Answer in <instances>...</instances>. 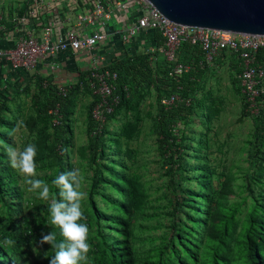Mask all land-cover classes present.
I'll use <instances>...</instances> for the list:
<instances>
[{
  "label": "rangeland",
  "instance_id": "374dc122",
  "mask_svg": "<svg viewBox=\"0 0 264 264\" xmlns=\"http://www.w3.org/2000/svg\"><path fill=\"white\" fill-rule=\"evenodd\" d=\"M116 24L110 22V39L94 55L141 54L155 36L143 30L123 44L112 35ZM60 57L59 81L67 79L59 78L62 71L77 76L88 67L83 56ZM2 71L0 92L11 96L0 100V262L49 264L51 245L39 241L58 231L48 225V202L29 192L9 166L4 146L15 142L21 149L36 144L37 178L57 198L55 176L82 169L89 264H253L251 246L255 264H264V98L248 104L234 58L222 56L206 69L189 116L171 122L168 144L160 132V96L174 95L179 104L183 97L165 86L161 69L148 82L128 80V96L99 139L91 138L93 98L86 90L69 96L65 114L58 115L62 130H56L48 109L52 99L40 77L22 74L27 82L19 84L2 79L21 74ZM68 82L74 83H62ZM21 119L26 128L10 135ZM9 239L16 244L7 245Z\"/></svg>",
  "mask_w": 264,
  "mask_h": 264
},
{
  "label": "built area",
  "instance_id": "2783aa9c",
  "mask_svg": "<svg viewBox=\"0 0 264 264\" xmlns=\"http://www.w3.org/2000/svg\"><path fill=\"white\" fill-rule=\"evenodd\" d=\"M46 11L52 12L51 17ZM44 14L49 19L41 21ZM114 19L117 24L112 35H119L123 44L142 34L143 30L155 33L154 43L143 46L141 54H146L155 67H170L168 76L176 82L194 69L206 70L227 54L237 61L240 88L248 104L264 98V69L258 62L259 52L264 50V36L179 25L167 19L147 0H24L0 4V73L6 69L21 74L2 81H22L29 74L31 79L41 77L44 89L54 87L63 97L77 88L86 90L95 100L91 136H101L107 129L109 116L116 112L122 101L118 93L119 72L111 69L114 58L120 54L108 51L106 55H94L93 52L104 50L110 39L107 29ZM11 34L17 35L15 41L2 45V39ZM110 48L115 46L112 44ZM195 48L202 54L200 59L195 57ZM64 53L88 60V67L83 71L79 69L74 83H57L53 79L55 64ZM48 58L47 74H40L39 63ZM81 73L85 74L83 79H80ZM161 103L167 110L179 105L174 95L163 97ZM190 103L189 99H182V104L190 106ZM59 109L58 105L50 111L55 127L61 124Z\"/></svg>",
  "mask_w": 264,
  "mask_h": 264
},
{
  "label": "clouds",
  "instance_id": "9594fccd",
  "mask_svg": "<svg viewBox=\"0 0 264 264\" xmlns=\"http://www.w3.org/2000/svg\"><path fill=\"white\" fill-rule=\"evenodd\" d=\"M26 128L23 119L18 120L10 135ZM4 151L8 157L9 166L22 178V183L28 186V191L35 193L37 198L48 202V225L51 232L42 234L40 245H51L54 254L50 257L49 264H89V252L91 251L90 227L83 202L87 198L84 190L85 176L80 167H74L67 172H60L51 181L58 189L54 194L48 182L37 178V146L28 143L24 148H19L15 142L6 144ZM71 151V149H66ZM9 246H14L16 241L6 240ZM37 250L34 248V251Z\"/></svg>",
  "mask_w": 264,
  "mask_h": 264
},
{
  "label": "trees",
  "instance_id": "16d2710c",
  "mask_svg": "<svg viewBox=\"0 0 264 264\" xmlns=\"http://www.w3.org/2000/svg\"><path fill=\"white\" fill-rule=\"evenodd\" d=\"M186 49L190 51L191 48L187 46ZM194 54L197 59H200L202 57V54L200 53L198 48L194 49ZM258 62L264 69V50L259 52ZM111 69L117 70L120 76L118 93L121 95L122 101L119 107L124 103L130 91L128 86H126L128 85L129 79H132L133 81L137 80L138 83L148 82L151 78L152 73L155 72V70H160L158 67L153 66L149 62L148 56L146 54H134V55L128 54L124 58L117 59L115 62H113L111 65ZM161 70L164 71V74L166 76V79L164 80L165 86L170 87L172 91H179L182 94L183 98L189 99L191 101L190 106L179 104L176 108L172 110H167L161 103V100L164 96L163 95L160 96L161 98H160L159 103L162 108L161 114H160L161 121H162L160 132L162 135L163 143L168 144L171 139V136H170L171 122H173L176 118H187V116H189V113L192 110V100H193L192 96L195 91V86L197 84V81L202 77V75L204 74L206 70H202L200 68L194 69L190 71L189 73L184 74L179 82H176L174 79H171L168 76L170 67L166 66L165 68ZM84 75H85L84 73L80 74V79H83ZM45 90L49 92V95L51 96V99H52L51 105L49 106L48 109L50 111L54 110L59 105L60 106L59 113L65 114V108L67 106L68 98L76 89L72 90L69 93V95L66 97L60 96L54 87H50ZM1 95H2L1 99L3 103L6 102L11 96V94H9L8 92L7 93L2 92ZM260 99H262V97ZM94 105H95V100H93L92 108L90 112V130H91L90 133H92L93 126H94L93 120H92V110L94 108ZM112 116L113 115L109 116V119ZM55 128L56 130H62V125L56 126ZM106 131L101 136H98L93 139L101 138L106 133ZM255 250L256 248H253L251 246L248 252V257L253 264H255L257 260V256L254 253ZM0 264H4V263L0 262ZM14 264H16V262Z\"/></svg>",
  "mask_w": 264,
  "mask_h": 264
},
{
  "label": "water",
  "instance_id": "95a60500",
  "mask_svg": "<svg viewBox=\"0 0 264 264\" xmlns=\"http://www.w3.org/2000/svg\"><path fill=\"white\" fill-rule=\"evenodd\" d=\"M147 1L179 25L264 36V0Z\"/></svg>",
  "mask_w": 264,
  "mask_h": 264
},
{
  "label": "crops",
  "instance_id": "0c3cea01",
  "mask_svg": "<svg viewBox=\"0 0 264 264\" xmlns=\"http://www.w3.org/2000/svg\"><path fill=\"white\" fill-rule=\"evenodd\" d=\"M67 6V5H66ZM47 12V11H46ZM45 12V13H46ZM48 13V16L50 15V17H51V15H52V12H47ZM47 19H49L45 14L44 15H42L41 17H40V20L41 21H46ZM7 36V35H6ZM16 37H17V35L16 34H11V36H7L6 38H4V39H2V41H1V44L3 45V44H6V45H10V44H12L14 41H15V39H16ZM155 38H156V36H154V38H151L149 41H148V44H147V47H149L150 46V44H152V43H154V41H155ZM151 42V43H150ZM65 55L67 56V55H69V56H74V57H78V55H75V54H73V53H65ZM63 56V54L61 55V57ZM60 57V58H61ZM111 58H114V55H111L110 56ZM117 59H119V58H114V61H116ZM45 68H46V65L44 64V63H42V62H40L39 63V73L41 74H43V72L45 73ZM80 70H82V69H80ZM83 71V70H82ZM74 73L75 72H73V73H70V74H67L66 73V71H62L61 72V76L59 75V78H61V79H63L62 77H64V76H67V79H64V80H58V78L56 77V72L54 73V75H53V79H54V81L55 82H63V81H68V80H72L73 82L74 81H76L77 79V76L75 75L74 76ZM45 74H47V73H45ZM82 74V73H81ZM41 78V77H40ZM13 82H17V83H19V84H22V83H25V81L24 80H22V81H17V80H15V81H13ZM67 83V82H66ZM68 84H70L69 82H68Z\"/></svg>",
  "mask_w": 264,
  "mask_h": 264
}]
</instances>
